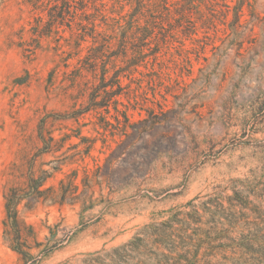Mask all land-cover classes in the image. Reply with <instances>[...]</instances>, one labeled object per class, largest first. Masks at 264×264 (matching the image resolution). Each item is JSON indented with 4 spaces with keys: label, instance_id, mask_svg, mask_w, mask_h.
<instances>
[{
    "label": "rangeland",
    "instance_id": "rangeland-1",
    "mask_svg": "<svg viewBox=\"0 0 264 264\" xmlns=\"http://www.w3.org/2000/svg\"><path fill=\"white\" fill-rule=\"evenodd\" d=\"M175 8L129 47L117 105L75 120L72 89L48 81L54 35L0 0V264H264V0ZM31 174L55 191L19 204L15 243L3 192Z\"/></svg>",
    "mask_w": 264,
    "mask_h": 264
},
{
    "label": "trees",
    "instance_id": "trees-1",
    "mask_svg": "<svg viewBox=\"0 0 264 264\" xmlns=\"http://www.w3.org/2000/svg\"><path fill=\"white\" fill-rule=\"evenodd\" d=\"M31 5L34 22L31 28L35 39L53 36L55 50H60L59 60L49 71V83L58 75L67 88L72 89L69 97L73 100L72 110L64 119H75L92 110L109 113L110 104L119 102L122 71L130 63L128 49L133 42H144L153 33L152 19L158 15L162 20H176L175 5L179 0H24ZM243 3V2H242ZM130 4L131 9L124 11ZM241 13H238L240 16ZM140 19H144L143 23ZM136 23V24H135ZM68 31V35L64 32ZM138 53H142L138 50ZM121 60L118 64L116 61ZM134 63V62H133ZM114 86L116 87L114 89ZM89 89L88 104L76 103ZM103 90L100 94L99 91ZM115 105L117 112L124 116L125 127L129 124L127 111ZM117 119L118 117L115 116ZM104 127L111 124L103 115ZM48 119H39L38 136L44 139ZM127 138L130 135H126ZM51 149V148H50ZM49 175H29L24 186H9L3 192L5 218L4 231L13 242L20 240L21 230L18 206L24 203L30 209L36 202L53 199L55 189L45 187ZM57 200H52L55 202ZM14 250L24 253L19 246Z\"/></svg>",
    "mask_w": 264,
    "mask_h": 264
}]
</instances>
